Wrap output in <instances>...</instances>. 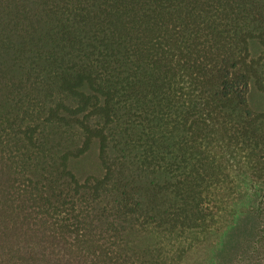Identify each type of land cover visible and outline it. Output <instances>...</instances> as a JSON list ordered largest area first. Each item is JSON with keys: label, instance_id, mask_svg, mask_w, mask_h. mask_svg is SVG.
<instances>
[{"label": "trees", "instance_id": "trees-1", "mask_svg": "<svg viewBox=\"0 0 264 264\" xmlns=\"http://www.w3.org/2000/svg\"><path fill=\"white\" fill-rule=\"evenodd\" d=\"M264 205V0H0V264H180Z\"/></svg>", "mask_w": 264, "mask_h": 264}, {"label": "rangeland", "instance_id": "rangeland-1", "mask_svg": "<svg viewBox=\"0 0 264 264\" xmlns=\"http://www.w3.org/2000/svg\"><path fill=\"white\" fill-rule=\"evenodd\" d=\"M180 264H264V205L241 214Z\"/></svg>", "mask_w": 264, "mask_h": 264}]
</instances>
